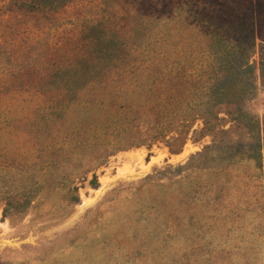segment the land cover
I'll list each match as a JSON object with an SVG mask.
<instances>
[{
	"label": "rangeland",
	"instance_id": "374dc122",
	"mask_svg": "<svg viewBox=\"0 0 264 264\" xmlns=\"http://www.w3.org/2000/svg\"><path fill=\"white\" fill-rule=\"evenodd\" d=\"M45 1L0 0V264H264V158L251 156L264 143V0ZM90 37L135 46L123 59L148 68L121 70L124 102L160 58L202 94L226 76L240 107L196 121L179 152L120 147L84 174L98 152L65 156L55 123L74 120L45 118L59 98L42 82L93 54ZM94 89L68 112L103 118L88 103L109 93Z\"/></svg>",
	"mask_w": 264,
	"mask_h": 264
},
{
	"label": "trees",
	"instance_id": "16d2710c",
	"mask_svg": "<svg viewBox=\"0 0 264 264\" xmlns=\"http://www.w3.org/2000/svg\"><path fill=\"white\" fill-rule=\"evenodd\" d=\"M45 5L52 9L56 4L53 0H46ZM88 42L93 54L54 62V74L47 75L42 82L45 92L52 90L59 98L48 103L45 118L55 121L58 117L72 116L74 120L71 125L55 123L61 132L62 144H66L65 156L71 159L74 154H86L92 150L98 152L92 164L83 171L84 174L101 166L120 147L151 146L156 142H165L170 152H179L196 121L203 122V126L210 125L219 119L220 106L235 104L237 108L240 107L239 99L244 92L220 89L226 76L211 78L207 84L208 89L202 94V83L196 81L191 84L185 77L176 78L170 75L164 71L160 58L154 61V75L149 76V80L142 79L140 83H135L130 98L124 102L121 70L125 66L140 72L148 69L146 65L143 67L136 62L127 64L123 59L122 52L126 51L128 54L136 47L123 45L118 38L102 43L99 38L90 37ZM95 87L97 92L107 89L109 93L106 99L97 100L95 96L88 103L103 111V118L92 115L89 117L84 114V110L74 115L68 112L84 88ZM75 99L76 101L68 104V101ZM101 103L105 108L98 106ZM235 115L236 118L241 115L240 109ZM126 138L129 142H118ZM91 139L94 140V147L97 144V149H94ZM255 151L257 154H252V157L264 158V143L255 148ZM90 183L96 184L95 174ZM23 199L16 204L26 203L29 206L33 201L28 195ZM78 199V188L75 186L71 203H76ZM6 211L5 205L3 213Z\"/></svg>",
	"mask_w": 264,
	"mask_h": 264
}]
</instances>
